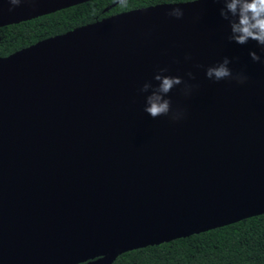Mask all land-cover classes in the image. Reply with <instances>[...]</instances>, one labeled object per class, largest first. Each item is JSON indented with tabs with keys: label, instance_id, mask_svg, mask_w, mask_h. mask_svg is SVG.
I'll return each mask as SVG.
<instances>
[{
	"label": "water",
	"instance_id": "1",
	"mask_svg": "<svg viewBox=\"0 0 264 264\" xmlns=\"http://www.w3.org/2000/svg\"><path fill=\"white\" fill-rule=\"evenodd\" d=\"M86 1L0 0V27ZM168 4L0 57V264H112L264 214V52L215 0ZM225 56L243 83L205 76ZM160 68L191 86L161 94L179 119L143 110Z\"/></svg>",
	"mask_w": 264,
	"mask_h": 264
},
{
	"label": "trees",
	"instance_id": "2",
	"mask_svg": "<svg viewBox=\"0 0 264 264\" xmlns=\"http://www.w3.org/2000/svg\"><path fill=\"white\" fill-rule=\"evenodd\" d=\"M114 2L109 12L103 8ZM171 0H118L83 2L17 24L0 27V56L35 41L93 22L111 12ZM81 264V263H80ZM112 264H264V214L158 245L133 249Z\"/></svg>",
	"mask_w": 264,
	"mask_h": 264
},
{
	"label": "clouds",
	"instance_id": "3",
	"mask_svg": "<svg viewBox=\"0 0 264 264\" xmlns=\"http://www.w3.org/2000/svg\"><path fill=\"white\" fill-rule=\"evenodd\" d=\"M8 2L13 6H18L22 3V0H8ZM195 2L197 0H189L187 3L168 4L176 6L171 7L167 15L180 19L183 17L184 12L178 5ZM215 2L222 5L219 8V15L228 24L230 31L227 39L240 45L247 44L249 40H253L261 46V51L264 52V0H215ZM118 3L124 8L128 6L127 0H118ZM11 10L10 8L9 11ZM248 54L253 61H261V57L256 51L249 50ZM229 63V58L227 56L223 57L215 66H208L205 69V76L215 81L231 78L238 83H243L247 77L240 73L233 74L228 67ZM167 71V68H160L153 75V79L158 84L153 86L150 82L146 81L139 91L145 92L151 87V95L146 98L147 102L143 108L144 112L152 118L166 116L171 112L170 119L176 120L180 118L181 114L172 111L170 99L162 98L161 94L167 95L175 86L183 84L182 91L187 95L191 86L180 76L163 74ZM186 75L189 78H194L191 72H188Z\"/></svg>",
	"mask_w": 264,
	"mask_h": 264
},
{
	"label": "flooded vegetation",
	"instance_id": "4",
	"mask_svg": "<svg viewBox=\"0 0 264 264\" xmlns=\"http://www.w3.org/2000/svg\"><path fill=\"white\" fill-rule=\"evenodd\" d=\"M89 1H93V0H89ZM117 1V0H116ZM184 1H188V0H171V1H161V2H157V3H155V4H161V3H176V2H184ZM87 2V1H86ZM83 3V2H82ZM114 3H115V1L113 2H110V3H108L104 8H103V12H109L110 11V9H111V7L114 5ZM79 4H81V3H79ZM77 5V4H76ZM151 5H154V4H151ZM74 6V5H73ZM147 6H149V5H147ZM69 7H71V6H69ZM141 7H145V6H141ZM66 8H68V7H66ZM137 8H140V7H137ZM64 9V8H63ZM133 9H136V8H133ZM61 10V9H60ZM129 10H131V9H129ZM124 11H128V10H124ZM124 11H119V12H111V13H108L107 15H105V16H102L100 19H97V20H95V21H93V22H96V21H99V20H102V19H104V18H107V17H109V16H112V15H114V14H117V13H120V12H124ZM55 12V11H54ZM51 13H53V12H51ZM49 14V13H48ZM44 15H46V14H44ZM42 16V15H41ZM39 17V16H38ZM36 18V17H35ZM33 19V18H32ZM30 20V19H29ZM26 21V20H25ZM20 22H23V21H20ZM20 22H18V23H20ZM93 22H90V23H93ZM14 24H17V23H14ZM86 24H89V23H86ZM9 25H12V24H9ZM82 25H85V24H82ZM82 25H79V26H82ZM4 26H7V25H4ZM79 26H76V27H79ZM2 27V26H1ZM75 28V27H74ZM73 29V28H72ZM69 30H71V29H69ZM69 30H67V31H69ZM66 32V31H65ZM62 33H64V32H62ZM62 33H59V34H62ZM55 35H58V34H55ZM55 35H52V36H55ZM48 37H51V36H48ZM48 37H46V38H48ZM43 39H45V38H43ZM40 40H42V39H40ZM40 40H38V41H40ZM37 41H35L34 43H36ZM34 43H31V44H29V45H32V44H34ZM29 45H27V46H29ZM27 46H24V47H27ZM24 47H21V48H19V49H17V50H20V49H22V48H24ZM17 50H15V51H17ZM15 51H13V52H15ZM13 52H11V53H13ZM11 53H9V54H11ZM8 54V55H9ZM5 56H7V55H5ZM0 57H4V56H0Z\"/></svg>",
	"mask_w": 264,
	"mask_h": 264
}]
</instances>
